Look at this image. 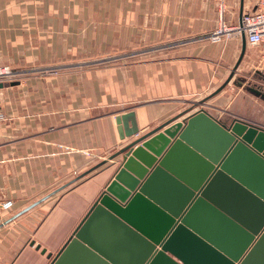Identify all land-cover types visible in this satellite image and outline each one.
Masks as SVG:
<instances>
[{
  "label": "crops",
  "instance_id": "0c3cea01",
  "mask_svg": "<svg viewBox=\"0 0 264 264\" xmlns=\"http://www.w3.org/2000/svg\"><path fill=\"white\" fill-rule=\"evenodd\" d=\"M250 9L248 0H226L223 13L214 0H0V65L61 67L0 88V202L12 201L0 210V264H48L62 247L118 167L108 158L128 139L116 115L133 110L139 134L199 108L264 127L247 113L264 99L242 92L248 51L260 48L245 40L213 94L243 40L206 38Z\"/></svg>",
  "mask_w": 264,
  "mask_h": 264
},
{
  "label": "water",
  "instance_id": "95a60500",
  "mask_svg": "<svg viewBox=\"0 0 264 264\" xmlns=\"http://www.w3.org/2000/svg\"><path fill=\"white\" fill-rule=\"evenodd\" d=\"M176 119L139 134L133 110L115 116L120 164L48 264H264V127Z\"/></svg>",
  "mask_w": 264,
  "mask_h": 264
},
{
  "label": "built area",
  "instance_id": "2783aa9c",
  "mask_svg": "<svg viewBox=\"0 0 264 264\" xmlns=\"http://www.w3.org/2000/svg\"><path fill=\"white\" fill-rule=\"evenodd\" d=\"M219 11L224 12L226 0H214ZM250 10L244 11L238 22L230 23L221 18L218 24L206 38L212 43H219L226 39L241 38L242 34L249 46L259 47L264 52V0H248ZM15 70L7 65H0V82H7L13 79ZM3 114L0 112V120ZM12 206L11 200L0 202V210L4 211Z\"/></svg>",
  "mask_w": 264,
  "mask_h": 264
},
{
  "label": "rangeland",
  "instance_id": "374dc122",
  "mask_svg": "<svg viewBox=\"0 0 264 264\" xmlns=\"http://www.w3.org/2000/svg\"><path fill=\"white\" fill-rule=\"evenodd\" d=\"M249 55H250V59H249V64H248V73L246 75V79L244 80V87H246L244 89V87L242 88V92L245 93V92H249V89L248 88H257L258 90L262 89V87H264V62H260L258 61L259 60V55L262 54L261 53V50L260 49H252L250 48L249 49ZM132 54H134L135 52H131ZM131 53H128V55H130ZM124 55H127V54H121V55H114V56H111V57H105V58H101L100 60H93V62L95 64H110V63H115V62H118L120 61L121 57H126ZM136 55V54H134ZM90 62H87V63H84V64H89ZM92 63V62H91ZM9 66L11 69H14L15 70V73H14V76H13V79L12 80H9L7 82H2V83H8V82H11V81H15V80H21L23 79V77H30V76H37V75H41V74H45V75H50V74H55L58 72H60L61 70V67L59 66H56V65H53V66H43L41 69H37V70H34L31 72V71H23L21 70L20 68H13L12 66L10 65H7ZM263 91V90H261ZM251 93V95L253 96L254 94L252 92H249ZM203 94H200V95H197L196 99H197V102L200 101L201 99V96ZM205 101V100H204ZM197 105V104H196ZM1 112V111H0ZM2 113V112H1ZM250 116L252 117H264V110L262 111H259V110H256V109H251L247 112ZM3 114V113H2ZM3 119H4V115H3ZM110 160H114L113 159H110ZM120 164V160H115L113 162L112 165H115L116 167Z\"/></svg>",
  "mask_w": 264,
  "mask_h": 264
}]
</instances>
